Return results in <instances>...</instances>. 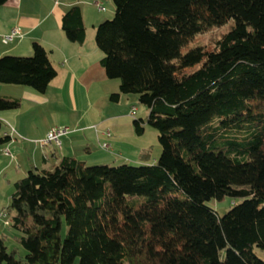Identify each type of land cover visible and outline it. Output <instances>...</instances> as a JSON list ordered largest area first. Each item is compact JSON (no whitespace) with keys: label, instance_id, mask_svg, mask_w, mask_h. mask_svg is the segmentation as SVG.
Instances as JSON below:
<instances>
[{"label":"trees","instance_id":"trees-1","mask_svg":"<svg viewBox=\"0 0 264 264\" xmlns=\"http://www.w3.org/2000/svg\"><path fill=\"white\" fill-rule=\"evenodd\" d=\"M113 3L94 31L106 76L119 80L109 98L138 96L147 117L133 127H154L161 153L152 164L62 156L52 169H29L7 206L25 254L0 235V264H264L254 252L264 251V0ZM225 24L212 49L182 53ZM61 28L84 42L78 5ZM55 75L37 41L29 56H0V83L44 93ZM18 106L0 96V111ZM226 196L240 201L218 215L207 202Z\"/></svg>","mask_w":264,"mask_h":264},{"label":"crops","instance_id":"crops-1","mask_svg":"<svg viewBox=\"0 0 264 264\" xmlns=\"http://www.w3.org/2000/svg\"><path fill=\"white\" fill-rule=\"evenodd\" d=\"M100 1L7 0L0 5V56H29L32 42L37 41L48 51L56 70L44 93L0 83V96L19 99L17 108L0 111V136H10L0 144V181L7 185L29 169H52L62 156L85 161V155L99 153L95 148L102 144L107 150H121L120 154L129 150L127 139H133L131 122L137 109L132 114L135 106H128L134 97L109 98L118 91L119 80L106 76L100 63L103 53L94 40L95 26L103 21L95 5ZM72 5L81 10L86 32L82 44L69 41L61 28L62 15ZM13 27L20 28L21 37L3 43L2 35ZM54 126L69 129L61 136V146L41 147L38 141ZM105 156L102 153L98 158Z\"/></svg>","mask_w":264,"mask_h":264},{"label":"rangeland","instance_id":"rangeland-1","mask_svg":"<svg viewBox=\"0 0 264 264\" xmlns=\"http://www.w3.org/2000/svg\"><path fill=\"white\" fill-rule=\"evenodd\" d=\"M100 3L104 6L103 11H98L102 16V20L111 19L114 15V3L113 0H101ZM229 28V24L222 25L220 27L210 28L200 34H197L182 50V53H185L188 48H192L195 46H200L203 49H212L215 45L216 40L220 38V36L225 33ZM198 66V65H197ZM130 97H134L133 101H131L128 106L134 105L136 107V117L146 120L147 117V108L145 105L141 104L138 100V96L136 94H128ZM144 130L141 134H138L131 122V131L130 135L133 139H127L129 145V150L123 153H118V151H112L104 149L103 144L99 147L96 146L95 151L100 154L106 153L104 159H99V153L91 156L90 154L85 155V161L87 165H97V164H110L117 165L121 162H126L133 165H138L142 163L152 164L156 161L161 153V146L158 142V131L148 125L146 122L143 125ZM101 147V148H100ZM132 148V149H131ZM145 155V156H144ZM83 160V159H82ZM13 186L12 182L10 184H6L5 182L0 181V235L4 237L5 245L8 250H16L19 255H24L25 250L20 246V244L16 241V236L18 232L15 231L10 226V211L7 206L10 201V194L12 192ZM240 199H233L228 196L224 197L222 200L211 199L207 202L209 206L215 209L218 215H223L230 206L235 202H239ZM67 232V226L65 222H62L61 236L65 237ZM255 254L264 259V251L259 248H254ZM74 264H78V259L75 260Z\"/></svg>","mask_w":264,"mask_h":264},{"label":"built area","instance_id":"built-area-1","mask_svg":"<svg viewBox=\"0 0 264 264\" xmlns=\"http://www.w3.org/2000/svg\"><path fill=\"white\" fill-rule=\"evenodd\" d=\"M96 7L99 11L104 10V6L96 2ZM22 33L19 27H13L9 33L2 35V42L3 43H9L13 41L15 38L21 37ZM135 110V107H132L131 113L133 114ZM69 132L68 127L65 126H54L49 129V131L46 133L45 137L40 139L38 143L40 144L41 147H46L50 145H55L56 147L61 146V136L67 134ZM103 147H106V144H103ZM5 154H9V150L5 149L4 150Z\"/></svg>","mask_w":264,"mask_h":264},{"label":"bare ground","instance_id":"bare-ground-1","mask_svg":"<svg viewBox=\"0 0 264 264\" xmlns=\"http://www.w3.org/2000/svg\"><path fill=\"white\" fill-rule=\"evenodd\" d=\"M136 109V108H135Z\"/></svg>","mask_w":264,"mask_h":264}]
</instances>
